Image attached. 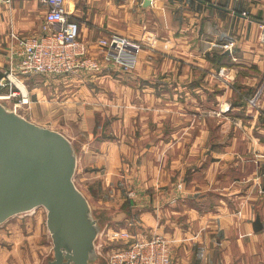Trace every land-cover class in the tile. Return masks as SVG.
<instances>
[{"label": "crops", "instance_id": "0c3cea01", "mask_svg": "<svg viewBox=\"0 0 264 264\" xmlns=\"http://www.w3.org/2000/svg\"><path fill=\"white\" fill-rule=\"evenodd\" d=\"M67 6L92 56L103 58L99 39L111 32L145 45L127 72L104 62L99 73L63 82L22 76L26 116L77 144L83 181L95 184L90 195L105 214L109 201L125 225L134 217L145 235L173 238L174 264H264V0ZM47 9L44 0L0 1V76L10 33L39 32ZM7 222L0 264H38V229Z\"/></svg>", "mask_w": 264, "mask_h": 264}, {"label": "water", "instance_id": "95a60500", "mask_svg": "<svg viewBox=\"0 0 264 264\" xmlns=\"http://www.w3.org/2000/svg\"><path fill=\"white\" fill-rule=\"evenodd\" d=\"M78 162L77 147L65 133L0 100V225L44 206L53 243L48 264H99L101 259V217L75 181ZM254 227H263L260 216Z\"/></svg>", "mask_w": 264, "mask_h": 264}, {"label": "built area", "instance_id": "2783aa9c", "mask_svg": "<svg viewBox=\"0 0 264 264\" xmlns=\"http://www.w3.org/2000/svg\"><path fill=\"white\" fill-rule=\"evenodd\" d=\"M9 1V0H0ZM48 9L39 32L20 34L11 32L15 43L10 47V65L0 76V100L13 102V108L30 107L22 76L52 74L77 77L85 73H99L104 62H114L127 72L136 66L144 39H135L121 32H111L99 39L104 48L103 58L94 57L80 35V24L71 16L67 0H44ZM259 39L264 43V24ZM226 67L219 75L226 77ZM225 76V77H224ZM258 98L250 101L257 105ZM223 109L214 110L221 114ZM174 239L163 233L147 236L141 232L138 219L131 217L125 226H104L97 250L106 264H174Z\"/></svg>", "mask_w": 264, "mask_h": 264}, {"label": "rangeland", "instance_id": "374dc122", "mask_svg": "<svg viewBox=\"0 0 264 264\" xmlns=\"http://www.w3.org/2000/svg\"><path fill=\"white\" fill-rule=\"evenodd\" d=\"M71 78L72 76H55L52 74H37V75H33L31 77L30 82H63L62 80H64V78ZM29 80H27L26 82H28ZM264 83V82H263ZM43 84V83H42ZM263 88L259 87L257 93L255 94L254 97L259 98L260 94L262 92ZM253 97V98H254ZM4 101V100H2ZM9 106L13 107V102H7L5 101ZM258 102V100H257ZM18 111L22 114H24L25 116L27 109L25 107H21L18 109ZM29 119H31L30 116H26ZM77 146V144H75ZM78 150V148H77ZM78 156H79V150H78ZM75 181L77 183V185L87 194V196L89 197L91 203H92V207L94 210V213L101 217V222H102V228H104V226H116L119 227L120 225H125V218H121L119 216H117V212H116V208L115 206L112 207V203L109 204V201H106L104 204L107 208L106 210L111 213V214H105L101 207H99V202L95 201L93 199L92 201V195H90L91 190H95L97 191V188L92 185L93 183H91L90 185L86 184V182H84V177H83V171H81L79 168H77V171L75 173ZM90 195V196H89ZM115 211V212H114ZM13 221H20L22 223V225H25L26 222L30 223L31 225V233H34V231H36V229H38L37 235L34 237L35 239V243L33 246V249H31V251H33L34 253L37 254V256L39 257V263L38 264H48L49 260L53 257V243H52V239L50 236V232L48 230L47 227V209L44 206H39L31 211L28 212H24L21 214H17L11 218L8 219V222H13ZM27 226V225H26ZM37 227V228H36ZM27 245L30 246L29 244V239H27ZM100 262L99 264H106L105 260L103 259V257H100Z\"/></svg>", "mask_w": 264, "mask_h": 264}]
</instances>
